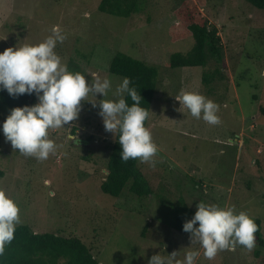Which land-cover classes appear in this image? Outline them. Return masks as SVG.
<instances>
[{
  "label": "rangeland",
  "instance_id": "374dc122",
  "mask_svg": "<svg viewBox=\"0 0 264 264\" xmlns=\"http://www.w3.org/2000/svg\"><path fill=\"white\" fill-rule=\"evenodd\" d=\"M140 1L139 12L119 17L100 12V0H0V52L42 42L58 25L66 39L56 53L87 79L110 78L113 87L105 99L115 98L124 78L108 71L116 52L155 65L159 83L147 127L158 152L154 166L139 160L153 193L137 198L128 191L120 197L101 191L115 137L99 115V94L96 107L83 101L77 120L49 130L57 151L46 160L13 149L0 131V189L19 206V225L77 236L104 264H148L151 256L173 251L183 259L193 250L201 253L195 264H258L257 242L251 251L237 245L209 260L191 243L190 233L171 228L168 218L179 197L195 210L200 202L235 206L237 213L261 219L264 238V9L245 0H208L200 6L218 28L225 67L222 79L205 85L203 72L221 67L214 60L205 67L169 66L171 53H186L193 45L191 37L173 40L170 34L180 0ZM182 91L219 104L221 123L192 117L175 99ZM10 111L0 101V125Z\"/></svg>",
  "mask_w": 264,
  "mask_h": 264
},
{
  "label": "clouds",
  "instance_id": "9594fccd",
  "mask_svg": "<svg viewBox=\"0 0 264 264\" xmlns=\"http://www.w3.org/2000/svg\"><path fill=\"white\" fill-rule=\"evenodd\" d=\"M51 32L42 42L8 47L0 52V90H6L13 97L35 94L38 98L33 105L11 109L0 125L5 139L21 154L46 160L57 151L56 143L49 138V130L64 128L77 120L83 101L92 102L96 107L99 94L103 97L99 100V115L105 130L114 137L118 134L120 159L124 162L138 159L154 166L158 146L145 125L149 109L140 105L142 97L130 86V78L124 77L116 86L115 98L105 99L112 91V80L99 75L87 79L89 75L70 71L55 51L66 36L58 25L53 26ZM125 95L131 98V105ZM90 96L95 99H89ZM175 99L192 117L202 118L210 125L221 123L220 105L203 94L182 91ZM48 183L45 181L46 185ZM19 211L17 203L0 189V256L15 238L16 227L20 224ZM183 231L190 233L191 243H198L203 256L212 260L221 251H235L237 245L249 251L254 249L258 225L246 212L237 213L235 206L200 202L192 218L183 224ZM178 254L176 251L167 257L155 254L148 264H195L201 255L200 251L193 250L178 259Z\"/></svg>",
  "mask_w": 264,
  "mask_h": 264
},
{
  "label": "trees",
  "instance_id": "16d2710c",
  "mask_svg": "<svg viewBox=\"0 0 264 264\" xmlns=\"http://www.w3.org/2000/svg\"><path fill=\"white\" fill-rule=\"evenodd\" d=\"M257 9H264V0H245ZM208 0H180L175 9L178 23L170 32L173 40L191 37L193 45L186 53L175 51L170 54L171 68L205 67L210 60L220 64L213 72L204 71L202 82L209 85L214 79H222L221 69L224 67L223 44L218 28L212 24L200 10ZM141 9L140 0H100V12L128 17ZM76 67V66H75ZM72 65L70 69H74ZM77 68V67H76ZM108 71L131 80L142 100L140 105L149 109L155 97L159 83V70L155 65L134 58L122 51L112 57ZM129 105L133 102L125 95ZM0 101L12 109L17 106L33 105L34 94L10 96L6 90H0ZM149 118V117H148ZM147 121L145 125L147 127ZM118 134L111 145L106 165V173L100 182L103 193L112 197H120L128 191L137 198H145L153 193L152 186L139 166V160L120 159L121 146L117 141ZM1 153V134H0ZM3 172L0 171V177ZM196 210L191 208L183 197H179L170 213L168 224L171 228L183 232V224L192 218ZM258 231L255 240L258 248L253 253L258 264H264V238L261 230V219H256ZM0 264H104L93 254L90 247L77 236H64L55 232H35L28 225H17L15 238L6 245L5 252L0 256Z\"/></svg>",
  "mask_w": 264,
  "mask_h": 264
},
{
  "label": "flooded vegetation",
  "instance_id": "af4514ba",
  "mask_svg": "<svg viewBox=\"0 0 264 264\" xmlns=\"http://www.w3.org/2000/svg\"><path fill=\"white\" fill-rule=\"evenodd\" d=\"M87 143H90V142H89V141H85V143H83V144H85V145H86ZM87 146H88V147H91V148H92V147H93V148H95V147H96V145H95V144H87Z\"/></svg>",
  "mask_w": 264,
  "mask_h": 264
}]
</instances>
